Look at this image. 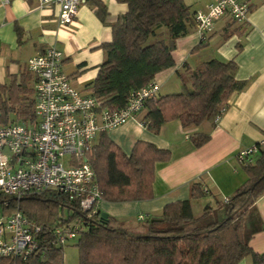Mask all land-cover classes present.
<instances>
[{
  "label": "trees",
  "instance_id": "obj_1",
  "mask_svg": "<svg viewBox=\"0 0 264 264\" xmlns=\"http://www.w3.org/2000/svg\"><path fill=\"white\" fill-rule=\"evenodd\" d=\"M88 1L95 5L99 20L109 26L111 38L98 45L104 59L87 89L102 106L120 108L131 93L154 81L160 71L174 66L176 40L194 25V12L183 0H116L126 5V11L111 16L101 0ZM206 44L202 38L194 49ZM240 47L238 44L237 49ZM182 68L176 72L179 91L158 93L144 101L141 121L155 133L163 123L174 119L183 128L214 122L230 96L246 85L245 80L236 78L233 59L210 58L193 68L184 63ZM26 81L23 77L16 86H2L0 123L26 124L34 119V88ZM11 115L15 118L9 119ZM208 137V133L201 132L190 135L195 146ZM169 158V150L141 140L125 154L105 131L101 132L88 156L99 200L150 199L154 164ZM241 166L247 180L227 201L218 200L194 183L189 198L166 204L159 215L139 214L138 229L125 227L96 204L82 212L77 201L56 192L20 198L0 192V215L19 210L42 226L35 235L37 247L28 256L1 257L0 264H63V245L67 242L58 243L52 228L70 223L77 226L74 240L78 264H236L244 257H249L251 264H264V252H256L249 245L251 236L264 229V220L254 204L264 194V147H259L251 161ZM252 183L255 185L249 190ZM205 197L213 204L205 202L200 214L195 215L192 202ZM60 206L67 208L66 215Z\"/></svg>",
  "mask_w": 264,
  "mask_h": 264
},
{
  "label": "crops",
  "instance_id": "obj_2",
  "mask_svg": "<svg viewBox=\"0 0 264 264\" xmlns=\"http://www.w3.org/2000/svg\"><path fill=\"white\" fill-rule=\"evenodd\" d=\"M101 1L111 16L126 11L124 3ZM210 1L183 0L194 13L205 10ZM243 1L249 6L244 21L221 16L204 35L207 44L199 49L194 48L202 38L193 25L186 35L176 40L172 52L174 66L160 71L154 78L160 95L173 93L179 91L176 72L182 71L184 63L193 68L210 58L233 59L237 65L236 78L245 80L246 85L230 96L227 106L214 122L204 121L198 126L183 128L179 120L174 119L163 123L155 133L142 124L143 109L138 118L105 131L125 154L130 153L138 140L170 152L168 160L154 164L150 199L99 200L96 203L100 211L115 217L125 227L138 229L139 214L157 216L166 204L189 198L194 183L221 200L246 182L247 175L236 155L264 138V0ZM239 25L242 26L239 28ZM110 38L109 26L96 16L91 1L77 10L69 26L61 27L55 4L40 7L35 0H0V91L2 86L9 88L20 84L23 77L33 87L34 77L26 68L27 60L48 47H55L64 54L62 69L72 85L89 92L87 85L104 59L98 45ZM196 132L209 134L200 146H195L190 139ZM203 199L192 202L195 215L200 214L206 202ZM254 204L264 220V194ZM249 245L256 252H264V229L251 236ZM236 264H251V259L244 257Z\"/></svg>",
  "mask_w": 264,
  "mask_h": 264
},
{
  "label": "built area",
  "instance_id": "obj_3",
  "mask_svg": "<svg viewBox=\"0 0 264 264\" xmlns=\"http://www.w3.org/2000/svg\"><path fill=\"white\" fill-rule=\"evenodd\" d=\"M35 1L40 7L57 6L61 27L69 26L77 10L88 2ZM248 11L243 0H211L205 10L194 13L195 32L203 38L221 16L242 22ZM63 60L64 54L55 47L27 60L26 68L34 77V119L26 124L0 123V192L20 198L52 191L77 201L80 211L88 212L100 199L88 161L98 135L138 118L144 101L155 98L159 86L152 81L131 93L124 106L110 109L90 92L72 85L62 69ZM259 147H264V138L240 150L236 155L240 165L251 161ZM52 229L58 243L76 237L77 226L72 223ZM41 230V225L19 210L0 215V258L28 256L37 247L35 235Z\"/></svg>",
  "mask_w": 264,
  "mask_h": 264
},
{
  "label": "rangeland",
  "instance_id": "obj_4",
  "mask_svg": "<svg viewBox=\"0 0 264 264\" xmlns=\"http://www.w3.org/2000/svg\"><path fill=\"white\" fill-rule=\"evenodd\" d=\"M15 116L11 115L9 119H13ZM206 199V200H205ZM203 199L204 201L208 202L210 201V204H213V201L209 198L205 197ZM60 210H62V213L66 215L68 213V210L66 207L60 206ZM63 264H78V250L75 245V240H70L66 244L63 245Z\"/></svg>",
  "mask_w": 264,
  "mask_h": 264
},
{
  "label": "water",
  "instance_id": "obj_5",
  "mask_svg": "<svg viewBox=\"0 0 264 264\" xmlns=\"http://www.w3.org/2000/svg\"><path fill=\"white\" fill-rule=\"evenodd\" d=\"M254 185H255V183L250 184L249 187H248V189L249 190L253 189Z\"/></svg>",
  "mask_w": 264,
  "mask_h": 264
}]
</instances>
